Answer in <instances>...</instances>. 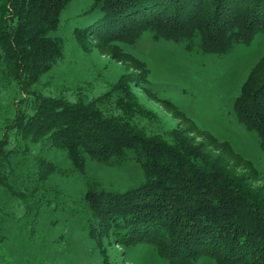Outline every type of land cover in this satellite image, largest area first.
I'll use <instances>...</instances> for the list:
<instances>
[{"label": "trees", "instance_id": "16d2710c", "mask_svg": "<svg viewBox=\"0 0 264 264\" xmlns=\"http://www.w3.org/2000/svg\"><path fill=\"white\" fill-rule=\"evenodd\" d=\"M71 1L0 0V63L2 74L24 95L11 122L22 141L62 150L80 174L87 159L121 164L129 151L141 166L145 182L139 188L88 189L90 237L96 243L113 238L121 248L148 245L167 264H196L200 258L264 264V192L250 190L248 176L233 175L222 161L202 155L186 133L156 129L159 116L136 99L129 77L97 95L71 92V100L30 91L63 59L51 33ZM82 17L85 25L78 31L112 44L130 45L149 32L176 43L198 38L200 51L210 55L264 36V0H92ZM148 85L142 81L140 87L146 95ZM233 111L264 152V54ZM4 157L9 154L0 149V160ZM40 167V178L55 171L45 160Z\"/></svg>", "mask_w": 264, "mask_h": 264}, {"label": "rangeland", "instance_id": "374dc122", "mask_svg": "<svg viewBox=\"0 0 264 264\" xmlns=\"http://www.w3.org/2000/svg\"><path fill=\"white\" fill-rule=\"evenodd\" d=\"M91 2L72 0L61 13L51 37L61 43L63 59L30 91L71 100V92L97 95L127 76L136 99L159 116L156 129L186 133L202 155L222 161L233 175L248 176L250 190L264 192V152L257 135L241 126L233 111L263 57L264 36L258 33L248 46L234 45L223 55L203 54L198 38L176 43L149 32L130 45L112 44L78 31ZM3 69L0 63V149L9 157L0 160L5 183L0 184V264H167L148 245L121 248L113 238L96 243L88 233L90 187L126 193L144 184L133 154L129 151L121 164L87 159L80 174L62 150L22 141L11 122L23 108L24 95ZM142 81L149 84V95L140 89ZM41 160L55 166L47 178H40ZM196 264L216 263L200 258Z\"/></svg>", "mask_w": 264, "mask_h": 264}]
</instances>
